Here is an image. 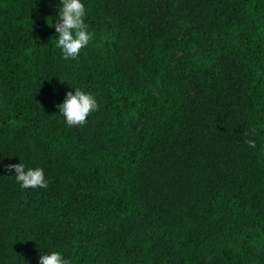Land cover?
<instances>
[{"label": "trees", "instance_id": "16d2710c", "mask_svg": "<svg viewBox=\"0 0 264 264\" xmlns=\"http://www.w3.org/2000/svg\"><path fill=\"white\" fill-rule=\"evenodd\" d=\"M81 2L65 60L60 0H0V264H264V0Z\"/></svg>", "mask_w": 264, "mask_h": 264}, {"label": "clouds", "instance_id": "9594fccd", "mask_svg": "<svg viewBox=\"0 0 264 264\" xmlns=\"http://www.w3.org/2000/svg\"><path fill=\"white\" fill-rule=\"evenodd\" d=\"M58 18L54 25L58 33L56 47L61 50L63 59H76L82 48L86 47L94 33L88 31L85 23L86 8L81 0H60ZM53 26L52 23L50 27ZM60 115L65 118L69 127L84 126L87 118L99 109L96 98L80 88L66 93L64 101L57 105ZM245 135H248L245 132ZM250 147L255 148V141H245ZM9 173L14 171L16 182L23 189L46 188L48 181L42 167L29 168L23 162L5 165ZM39 264H71L58 251L47 252L40 255Z\"/></svg>", "mask_w": 264, "mask_h": 264}]
</instances>
